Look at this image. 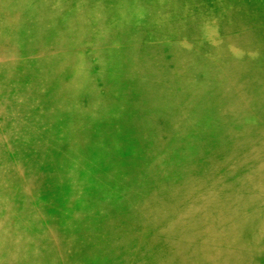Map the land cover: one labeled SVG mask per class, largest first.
<instances>
[{"label": "bare ground", "instance_id": "1", "mask_svg": "<svg viewBox=\"0 0 264 264\" xmlns=\"http://www.w3.org/2000/svg\"><path fill=\"white\" fill-rule=\"evenodd\" d=\"M59 1L68 4L71 2V0ZM200 1L149 0L150 4L147 5L143 0H114L108 5L109 8L105 12L108 26L120 27L122 35L125 34L126 39L138 42L139 45L142 42L141 45L144 48L152 47L151 44L150 46L145 45L146 38L155 39L167 36L169 39L160 42L157 46V55L165 58L167 63L170 62L181 67L179 68L181 72L186 71L184 65L188 68L194 66L196 72V75L188 74L193 81L188 83L184 91H179L175 84H171L166 79L163 72L159 73V76H156L155 71L150 68L140 72L137 66L138 61L127 60L125 53H118L110 57L107 62H97L103 68V77L109 85L108 95L110 97L107 105H113V113L110 111L105 113L106 111L99 106L102 99L101 93L95 95L93 103L89 107V115L84 120L86 129L84 138L97 140V145L91 149L94 157L91 164L103 166L111 175L107 180L99 179L91 183H95V186L100 189V182H105L107 191L117 184V188L112 189L110 193L117 197L122 205L133 206L142 195L139 191L140 182H132L133 179L130 176L121 174L120 177L119 174L123 172L124 168H139L138 170L143 172L151 168V164L145 163L147 158L142 138H146L148 142L149 139L151 140L150 146L158 157L167 158L170 153L181 162H185L186 156L200 153L203 149L224 152L227 148L231 151L241 148L240 170L246 166V161L251 166L258 165L256 175L250 176V181L253 186H257L258 181L264 184V163H261L264 160V130L261 133L257 132V134L253 133L248 136L250 126L252 129L258 128L255 127L257 125L255 122H258L259 119L262 121L264 118V100L262 99L264 97V82L257 78L259 69L262 67L257 69L253 64L240 63V58L248 54L249 50L258 49L254 63L260 66L257 62L264 61V36L256 37L258 40L255 43H250L242 37L233 40L229 32L225 31L227 17L238 23L240 27L264 26V19L261 15L257 16L258 12L264 8V0H246L244 3H239L238 0L227 2L225 0H204L203 3H199ZM99 2L102 0H92V2L81 0V4H86L81 6V9L86 15L91 16L96 9L100 12L103 11L105 4H98ZM105 2L108 4L110 1ZM208 6L222 7L226 10L227 7L236 8L239 6L242 7V10L235 15L219 16L214 25L212 24L203 31L208 34L216 28V31L221 30V34H223L212 45H207V49L204 50L202 48L203 39L200 37L203 35L199 34L203 29L200 18L204 20L209 16L215 17L216 12L220 13L219 10H216L213 15H210L207 11ZM245 9L251 13H245ZM156 13L158 14L155 19L158 24L152 28L149 23ZM58 18V10L46 0H0V78L11 86H14L21 78L27 84L26 92L30 93L29 95L18 94L12 100H7L0 108V115H3L1 121L18 132L17 140L20 139L19 137L24 138L26 134L31 137L27 141L19 140L24 142L25 146L18 145L14 150L15 158L19 160L18 165L31 175L41 172L47 166L49 150L43 143L48 141L53 128L62 121L60 106L67 102L68 97L74 101L79 95L77 92L88 89L89 80L93 76L90 67L94 60H91L90 66L80 71L68 88L61 87L65 77L71 75V69L68 58L60 57L58 53L70 48L75 41L80 39L83 30L82 26L72 18L66 19L63 23H58ZM105 28L107 29L106 25ZM246 34L245 36L248 37ZM152 48L155 49V47ZM217 63H220L221 67L217 70L214 69L210 75L203 69L205 67L213 69ZM202 73L204 75H200ZM124 74L134 78V87L137 89L134 97H140L141 91L147 94L149 89L153 88L151 100L146 101V98H140L137 104L129 105L130 102L133 103L130 91L126 92L122 88L125 82L121 79L122 77L118 76ZM262 74L264 75V71ZM18 76L19 78H17ZM159 77L161 80H158ZM152 79H154L153 83ZM120 81L123 83H119ZM247 91L250 94H247ZM234 97L236 100L233 102L236 104L231 102ZM254 103L255 106H253ZM161 104L178 112L177 114L169 113L172 126L165 135V140L160 136L150 134V125L145 119V112L148 111L144 108L149 105L154 109ZM39 107L41 110L37 112L36 109ZM22 114H29L24 115L28 124L22 125V123L15 122V116ZM222 115L227 118L225 123L221 121L223 120ZM30 116L35 121V125L30 124ZM237 116H240L241 120ZM110 117L115 118L114 124H111ZM231 117L233 119L229 121ZM243 121H250L248 127ZM65 125L68 126L69 122L66 121ZM183 128L190 130L182 131ZM236 128L238 129L237 135L223 136L226 131ZM218 135L221 136V140H213L214 136ZM110 137L118 139L121 137V140L133 137L135 144L124 143L119 146L118 152H108L106 143L101 140ZM88 151L91 153L90 149ZM244 153L246 154L244 155ZM26 154H30V156ZM80 154L82 156L80 165H85L87 160L81 151ZM80 154L76 152L73 157L65 159L67 162L65 165L70 169V172L76 171ZM218 162L221 163V161ZM224 165L229 175L235 171V168L232 169L233 163L225 162ZM193 167L198 169L199 161H196ZM119 168L120 170H117ZM10 170L11 166L7 162H0V211H5L4 214L9 215L10 222L14 221L19 224L24 221L25 215L21 213L18 219H14L8 213L10 212L8 209L21 205L25 195L23 189L20 188V181L11 177ZM142 176L147 175L143 174ZM183 177L181 184L186 192L183 196L178 197L173 192L170 193L167 201L163 202L165 207L161 217L169 227H174L175 230L179 227L187 238L197 237L198 241L199 239L210 241L221 239L224 240V243L218 248H214L212 246L214 242L207 244L206 240H203V244L194 245L195 249L199 250L195 255L190 253L187 256L179 257L178 264H254L253 260L257 255L263 254L264 249L257 248L255 250L254 246L251 247L250 244L246 247L244 242L254 240L253 234L257 231L263 232L262 236L261 234L257 236L258 239L259 237L263 239L264 227L262 228L257 223L254 224L252 217H248V214L250 212L258 214L260 208L264 207V200L254 204L240 202L239 199L244 189L240 180L237 184L234 182L235 189L231 188L234 191L233 202L223 200L225 197L220 193L215 195L212 201L203 202L197 206L193 201L197 198L200 199L202 195L205 196L204 184L197 179L194 172L186 173ZM234 180L231 177V183ZM210 182L211 187L213 184L217 185V182L212 179ZM89 183L90 181L86 182L87 185ZM31 184H33L32 181ZM181 184L179 185L181 186ZM262 189L264 190V187ZM102 191L100 190V193ZM182 191L183 189L179 192ZM256 194L254 193L253 196ZM149 205L152 206L151 202ZM161 205L163 206L162 203ZM91 206L94 207V204ZM215 207H217L216 213L213 210ZM126 210L129 213L123 217L124 223L125 226L130 227L136 223L135 209L126 208ZM180 215L181 217H179ZM4 222L0 221V252H16L18 251L16 243L9 242L11 238L5 239L4 234L7 229ZM159 228L162 227L159 226ZM171 239L173 238L171 237ZM188 241L185 238L181 243L161 242L151 246V252L143 254L147 257L146 263L167 264L172 261V257H178L176 254L180 246L189 247V250L190 248L194 249ZM214 244L216 245V242ZM34 253V251H30L26 263L38 258ZM3 259H0V264L9 262L6 257Z\"/></svg>", "mask_w": 264, "mask_h": 264}, {"label": "rangeland", "instance_id": "2", "mask_svg": "<svg viewBox=\"0 0 264 264\" xmlns=\"http://www.w3.org/2000/svg\"><path fill=\"white\" fill-rule=\"evenodd\" d=\"M46 1L51 2L52 6L58 10V23H63L66 19L72 18L82 26L83 30L80 39L75 41L70 48H66L58 53L60 57L68 58L69 67L71 69V75L65 77L61 87H63V89L68 88L74 82V77L80 74V71H83L87 66H90V63L94 60L93 65L90 67L93 71V76L89 80L88 89L77 92L79 95L76 96L74 101L71 100V97H68L67 102L63 104V106H60L62 121L58 126L53 128L48 141L43 143L49 150V153H47V166L37 174L31 175L20 167L18 165L19 160L15 158L14 153L18 145L25 146L23 144L24 142L19 140L27 141L31 139V137L26 134L24 138L19 137L20 139L17 140L16 137L19 136L18 132H15L8 125H4L1 121L3 115H0V162H7L11 166L9 173L12 178L20 181V188L23 189L25 195L21 205L17 207L13 206L8 209L10 210L8 213L14 219H18L21 213H23L25 215L24 221L19 222V224L14 223V221L10 222L8 218L9 215L4 214L5 211H0V221H5L4 223L7 229V232L4 234L5 239L8 240V238H11L9 242H15L18 246V251L16 252H0V259L6 257L9 261L7 264H147V257L143 254L151 252L150 247L161 242H170L171 244L181 243V241L186 238V240H189L190 246L194 247V245L203 244L206 239H199V242L197 237L193 239L187 238L179 227L176 228V230L174 227H169L167 222L161 217L162 210L165 207L164 203L167 201L170 193L173 192V194L178 197L183 196L186 192L181 184L184 178L183 175L186 173L191 174L194 172L197 179L204 184L205 196L202 195L200 199L197 198L193 201L197 206L203 202L207 203L212 201L214 196L220 193L221 196L225 197L223 200H226V202H233L234 191H232V189H235L234 182L237 184L240 180L242 181L241 186L244 188L239 199L240 202H252L254 204L264 200V190L262 189L264 184L258 181L259 184L253 186L250 181V176L253 177V175H256V169L259 166H251L246 161V166L240 170L241 160L239 158L242 157L240 154L241 148H237L233 151L227 148L224 152L203 149L200 153L186 156L185 162H181L170 153L167 158L163 156L162 158L158 157L150 146L152 143L151 140L149 139L148 142L146 138H142L141 141L145 148L144 150H146L147 161L145 163L151 164V168L146 172L139 171V168H124L123 172L119 174L120 177L121 174L130 176L133 179L132 182H140L139 191L142 196H140L133 206L122 205L117 197L112 196L110 192L112 189L117 188V184L108 191L105 189V182H100V189L95 186V183L92 184L91 182H95V180H107L111 175L107 173L103 166H93L91 164L94 158L91 149L97 145V140L93 141L89 138H84L86 132L84 120L89 115V107L92 105L95 95L101 93L102 99L99 106L102 110L104 109L106 111L105 113H109V111L113 113V105H107V101L110 97L108 95L109 85L105 77H103V68H101L97 62H107L110 57L118 53H125L127 60L132 59L138 61L137 66L140 72L149 68L155 71L156 76H159V73L163 72L166 75V79H168L171 84H175L179 91H184L188 83L193 81L188 74L196 75V72L193 68L194 66L188 68L185 65L184 70L186 71L181 72L179 69L181 67L175 66L170 62L167 63L165 58L157 55V46L160 42L168 40L169 38L167 36L161 38L156 37L155 39L152 37L146 38V42H144L145 45L150 46L151 44L155 49L152 47L144 48L141 45L142 42L139 45L138 42L126 39L125 34L122 35V29L120 27L108 26L105 12L109 8L108 5L114 0H105L110 1L108 4L104 0L99 2L98 4H105L103 11L100 12L96 9L95 13L91 16L86 15L83 9H81V6L86 5L81 4V0H71L69 4L67 2H60L59 0ZM87 1L92 2V0ZM227 1L229 0H225V2ZM245 1L246 0H238L239 3H244ZM143 2L147 5L150 4L149 0H143ZM203 2L204 0H201L199 3ZM208 7L209 9H207V11L210 15H213L216 10H219L220 13L218 14V12H216L217 15L215 17L209 16L204 20L200 18L203 29L199 34L204 36L200 35L203 39L202 48L204 50L207 49V45H212V43L223 34H221V30L216 31V28L211 30V33L208 34L203 31L212 24L214 25L217 19H219V16L224 14V17L229 14L235 15L242 10V7L239 6L236 8L227 7V10L222 7ZM246 12L248 14L251 13L248 9H245V13ZM258 13L257 16L261 15L264 19V8ZM157 14L158 13L154 14L149 23L152 28L158 24L155 19ZM227 18L225 31L229 32L233 40L242 37L247 39L250 43H255L256 40H258L256 37L264 36V26L262 25H255V28H252L251 25L240 27L234 20L229 19V17ZM245 34L248 35V37H246ZM254 51L255 53H252ZM254 51L249 50L248 54L245 56L243 55L240 58V63L253 64L257 69L262 67L259 69V76L257 78L264 82V75L262 74V71H264V61L259 60V62H257L260 66L255 64L254 59L258 49H254ZM220 67L221 64L217 63L213 66V69L212 67H205L203 69L210 75L214 69L217 70ZM67 69L68 66L66 70ZM200 75L204 74L202 73ZM118 76L122 77L121 79L125 82L122 88L126 92L130 91V98H132L131 101L133 103L131 104L130 102L129 105L137 104L140 98H146V101L151 100L150 97L153 95V88H150L147 94L141 91L140 97H134L137 91L134 87V78L126 74ZM17 78H19V76ZM158 80H161V78L159 77ZM153 82L154 79H152V83ZM119 83L123 82L120 81ZM26 85L27 84L21 78L14 86L9 85V83H6L0 78V108L7 100H12L18 94L29 95L30 93L25 90ZM247 94H250V92L247 91ZM262 99L264 100V97ZM235 100L236 97H234L231 102L236 104L233 102ZM253 106H255V103ZM144 109L148 111L145 112V119L149 122L150 134L160 136L165 140V135L172 126L169 113L177 114L178 112L168 109L164 104L157 105L154 109L148 105V107ZM40 110L41 107L36 109L37 112ZM24 115H16L15 122L22 123V125L24 123L28 124L24 119ZM222 117L223 120L221 121L225 123L227 118L224 115H222ZM237 117L240 119V116ZM11 118L13 119V116ZM141 119L143 118L141 117ZM232 119L233 117H231L229 121ZM249 120L251 121V119ZM66 121L69 122L68 126L65 125ZM250 121L243 122L248 127ZM110 122L114 124L115 118L110 117ZM255 123L257 124L255 127L258 128L252 129L250 126L248 130L250 134L248 133V136L253 135V133L257 134V132H263L264 118L262 121L259 119V121ZM30 124L35 125V121L31 119V116ZM231 125L234 126L233 124ZM259 125L261 126L259 127ZM187 129L189 128H183L182 131ZM236 129L226 131L223 136L237 135L238 129ZM73 136L74 140L72 141ZM110 138L101 140L106 143V150L108 152H118L119 146L124 145V143L130 145L135 144L133 137L123 138L122 140L121 137L119 139L116 137ZM213 140H221V136H214ZM87 148L90 149L91 153ZM80 151L87 160L85 165H80L82 161ZM76 152L80 154L78 167L76 171L70 172V169L65 165L67 164L65 159L73 157ZM245 154L246 153H244V155ZM26 155L30 156V154ZM38 161L42 164L40 160ZM196 161L200 163L198 169L193 167ZM218 161H221V163ZM225 162L234 164L232 165V169L235 168V171H232L230 175L226 172L227 169L224 167ZM261 163L263 164L264 160ZM117 170H120V168ZM143 174L147 176H142ZM134 177H139L141 179ZM231 177L235 179L232 183L230 181ZM210 179L217 182V185L214 186L213 184V187H211ZM31 181L33 184H31ZM87 181H90L88 185L86 184ZM179 184H181V186ZM175 185L177 186L175 187ZM182 189L183 191L181 193L183 194L179 192ZM100 190L103 191L100 193ZM211 192L212 194L210 195ZM254 193L257 194L253 196ZM149 202H151L152 206L149 205ZM194 203L193 205L195 206ZM93 204L95 208L91 206ZM126 208L131 210L135 209L134 219L136 223L130 227L125 226L124 223L125 219L123 217L127 216L129 213ZM215 209H217V207L213 209L216 213L217 211H215ZM138 210L139 212H137ZM158 212L161 213L158 214ZM248 215V217H252L254 224L257 223L261 225L262 228L264 227V207L260 208L258 214H252L250 212ZM131 216H133V214H131ZM179 217H181V215ZM162 221L165 222L163 223ZM159 226L162 228H159ZM177 234L179 235L177 236ZM260 234L262 236L263 232H254V240L250 242L243 241L246 247L250 244L251 247L254 246L255 250L257 248L264 249V238H257ZM171 237L173 239H171ZM205 242L207 244L216 242V245L213 243L212 246L218 248L219 245L224 243V240H206ZM195 250V247L189 250V247L180 246L176 254L178 257L171 256L176 259V261H174V259L171 258L173 264H178L177 261L179 257L187 256L190 253L195 255V253L199 251ZM30 251H34V255H37L38 258L26 263ZM254 260V264H264V253L257 255ZM172 261H169L167 264H172Z\"/></svg>", "mask_w": 264, "mask_h": 264}]
</instances>
